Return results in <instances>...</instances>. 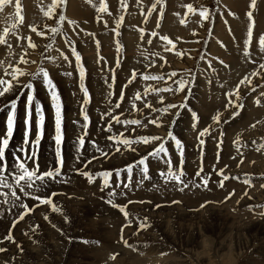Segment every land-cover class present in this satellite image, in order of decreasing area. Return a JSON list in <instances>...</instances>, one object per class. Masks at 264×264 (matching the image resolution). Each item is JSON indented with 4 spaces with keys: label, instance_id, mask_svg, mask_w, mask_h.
I'll return each mask as SVG.
<instances>
[{
    "label": "rangeland",
    "instance_id": "rangeland-1",
    "mask_svg": "<svg viewBox=\"0 0 264 264\" xmlns=\"http://www.w3.org/2000/svg\"><path fill=\"white\" fill-rule=\"evenodd\" d=\"M263 7L0 0V264H264Z\"/></svg>",
    "mask_w": 264,
    "mask_h": 264
},
{
    "label": "bare ground",
    "instance_id": "bare-ground-1",
    "mask_svg": "<svg viewBox=\"0 0 264 264\" xmlns=\"http://www.w3.org/2000/svg\"><path fill=\"white\" fill-rule=\"evenodd\" d=\"M262 1H263V0H262ZM233 3H234V2H233ZM240 3H241V2H240ZM237 5H238V4H237ZM237 5H236V6H237ZM69 6H71V5H69ZM260 7H261V6H260ZM263 9H264V7H263ZM260 10H262V9H260ZM263 11H264V10H263ZM35 12H36V11H35ZM242 14H243V13H242ZM2 15H3V14H2ZM257 15H259V16L261 17V16L263 15V13L259 12V10H258ZM29 16L31 17L30 14H29ZM226 16H227V15H226ZM241 16H242V15H241ZM129 17H130V16H129ZM257 17H258V16H257ZM166 19H167V18H166ZM173 19H174V18H173ZM242 19H243V18H242ZM261 19H262V18H261ZM240 20H241V19H239V21H240ZM130 21H131V20H130ZM172 21L174 22L175 20H172ZM244 21H245V20L243 19V22H244ZM262 22H264V20L261 21L260 23H262ZM257 23H258V22H257ZM244 24H245V23H244ZM257 25H258V24H257ZM243 26H244V25H243ZM258 26H259V25H258ZM260 26H261V25H260ZM254 27H255V26H254ZM215 29H216V28H215ZM218 29H219V28H218ZM263 29H264V28H263ZM227 32H228V31H227ZM237 32H238V31H237ZM241 32H242V31H241ZM132 33H133V32H132ZM218 33L220 34V32H218ZM235 33H236V32H235ZM161 34H162V33H161ZM133 35H134V34H133ZM133 35H132V36H133ZM222 35H223V34H222ZM132 36H131V37H132ZM134 36H135V35H134ZM159 36H160V35H159ZM161 37H162V36H160V38H161ZM221 37H222V36H221ZM132 38H133V37H132ZM160 38L157 39V41L161 42L162 40H160ZM217 38H218V37H217ZM11 39H12V38H11ZM133 39H134V38H133ZM155 39H156V38H155ZM155 39H154V41H156ZM161 39H162V38H161ZM122 40H123V39H122ZM127 40H128V39H127ZM144 40H147V41H148V38H147V39L145 38V39H143L142 41H144ZM14 41H15V40H14ZM129 41H130V40H129ZM136 41H137V40H136ZM139 41H140V40H139ZM139 41H137V42H139ZM147 41H146V42H147ZM154 41H153V42H154ZM227 41H228V40H227ZM11 42H12V41H11ZM131 42L133 43L132 40H131ZM134 42H135V41H134ZM162 42H163V41H162ZM222 42H223V41H222ZM148 43H149V42H148ZM148 43H147V44H148ZM156 43H157V42H156ZM226 43H227V42H226ZM228 43H229V42H228ZM162 44H163V43H162ZM138 45H139V43H138ZM138 45H136V46H137V47H140V46H138ZM156 45L159 46L160 43H159V45H158V44H156ZM156 45H155V43H154V46H155V47H156ZM133 46H134V49L136 50V46H135L134 44H133ZM161 46H162V45H161ZM214 46H215V43L213 42L212 45H211V47H210L209 49L211 50L212 48H214ZM132 48H133V47H132ZM157 48H158V47H157ZM219 48H220V47H219ZM241 49H242V48H241ZM261 49H262V48H261ZM210 50H209V51H210ZM257 50L260 51V49H257ZM83 51H84V50H83ZM128 51H129V50H128ZM128 51H127V52H128ZM216 51H217V50H216ZM223 51H224V50H223ZM259 51H258V53H259ZM226 52H227V51H226ZM223 53H224V52H223ZM254 53H255V52H254ZM5 54H6V51H5ZM211 54H212V53H211ZM225 54H227V53H225ZM6 55H7V54H6ZM214 55H215V54H214ZM231 55H232V54H230V56H231ZM263 55H264V53L261 52L259 56L263 57ZM2 56H3V55H2ZM130 56H131V55H130ZM145 56H146V55H145ZM211 56H212V55H211ZM7 57H8V56H7ZM134 57H135V56H134ZM214 57H215V56H214ZM241 57H242V56H241ZM247 57H249V56H247ZM249 58H250V57H249ZM247 59H248V58H247ZM253 59H254V58H253ZM256 59H257V58H256ZM12 60H13V59H12ZM229 60H230V59H229ZM259 60H261V59H257L256 61L258 62ZM232 61H233V60H232ZM243 61H244V60H243ZM133 63H134V62H133ZM52 64H53V63H52ZM256 64H257V63H255L254 65H256ZM225 67H226V66H225ZM249 67H250V66H249ZM256 67H257V66H256ZM242 68H243V67H242ZM5 69H7V68H5ZM92 69H93V68H92ZM223 70H224V69H223ZM231 70H232V69H231ZM245 70H246V69H245ZM245 70H244V71H245ZM5 71H6V70H5ZM7 71H8V70H7ZM224 71H225V70H224ZM245 73H246V72H245ZM252 73H253V72H252ZM8 74H9V73H8ZM247 74H248V73H247ZM247 74H246V75H247ZM247 76H248V75H247ZM92 81H93V80H92ZM221 82H223V81H221ZM240 82H241V81H240ZM201 83H202V81H201ZM228 83H229V82H228ZM236 83H237V82H236ZM137 84H138V83H137ZM221 84H222V83H221ZM201 85H202V84H201ZM216 85H220V84H217V83H216V84L214 85V83H213V86H210V88L212 89V90H210L211 92L213 91L214 87H217ZM22 86H23V85H22ZM221 86H223V85H221ZM226 86H227V84H226ZM234 86H235V85H234ZM204 87H205V86H204ZM227 87H228V86H227ZM23 88H24V87H23ZM201 88H202V87H200L199 89H201ZM223 88H224V87H223ZM223 88H222V90H223ZM15 89H16V88H15ZM15 89H12V90H10V91L8 90V91L6 92V95H3L2 98L8 101V100H10V99H13L14 97H18L17 95H15ZM202 89H204V88H202ZM206 89H207V87H206ZM208 89H209V88H208ZM218 89H219V88H218ZM231 89H232V88H231ZM261 89H262V88H261ZM195 90H196V89H195ZM204 90H205V89H204ZM222 90H218V91H219V92H222ZM229 90H230V88H229ZM17 91H18V90H17ZM198 91H199V90H198ZM198 91H197V93H198ZM216 91H217V90H216ZM257 91H258V90H257ZM94 92H95V91H94ZM258 92H259V91H258ZM128 93H129V92H128ZM202 93H203L202 96L205 97V92H202ZM206 93H207V92H206ZM212 93H213V92H212ZM198 94H199V93H198ZM198 94H196V95H198ZM162 95H163V94H162ZM200 95H201V94H200ZM218 95H219V94H218ZM151 96H152V95H151ZM198 96H199V95H198ZM216 96H217V92H214V94H212V98H213V97H216ZM156 97H158V96H156ZM199 97H200V96H199ZM154 98H155V95H154ZM150 99H151V97H150ZM152 99H153V98H152ZM156 99H157V98H156ZM202 99H203V98H202ZM153 100H154V99H153ZM164 100H165V99H164ZM164 100H163V101H164ZM156 101H159V100H156ZM198 101H199V100H198ZM201 101L203 102V100H201ZM153 103H154V102H153ZM158 103H159V102H158ZM162 103H163V102H162ZM159 106H160V105H159ZM197 106H198V105H197ZM197 106H196V107H197ZM200 106H201V105H200ZM202 106H203V105H202ZM248 106H249V105H248ZM97 107H98V106H97ZM199 108H200V107H199ZM199 108H198V109H199ZM147 111H148V110H147ZM70 113H71V112H70ZM185 113H186V112L184 111V114H185ZM246 113H247V112H246ZM246 113H245V114H246ZM261 113H262V112H261ZM75 114H76V113H75ZM128 114H129V113H128ZM161 115H162V114H161ZM181 115H182V114H181ZM186 115H187V114H186ZM168 116H169V115H168ZM175 116H176V115H175ZM242 116H243V115H242ZM171 117H172V116H171ZM184 117H185V116H184ZM188 118H189V117H188ZM158 120H159V119H158ZM158 120H157V121H158ZM242 120H243V119H242ZM244 120H245V119H244ZM157 121H156V122H157ZM186 121H188V120H186ZM205 121H206V120H205ZM166 122L169 123V121H166ZM188 122H189V121H188ZM144 123H145V121L142 122V124H144ZM160 123H162V122H160ZM181 123H182V122H181ZM257 123H258V122H257ZM188 124H189V123H187V124L184 125V126H189ZM254 124H255V123H254ZM75 125H76V124H75ZM149 125H150V124H149ZM162 125H163L164 129H167V128L169 129V127H170L169 124L162 123ZM255 125H256V124H255ZM255 125H254V126H255ZM133 126H135V125H132V127H133ZM137 126H138V125H137ZM137 126H136V127H137ZM139 127H141V126H139ZM151 127H152L153 129L156 130V128L153 127L152 125H150V128H151ZM256 127H257V125H256ZM186 128H187V127H186ZM188 128H189V127H188ZM249 128H250V127H249ZM139 129H141V128H139ZM139 129H138L137 132H134V133H136V134H137V133H153V131H154V130H153L152 132H150V129H149V130H147V129H146V130H139ZM184 129H185V128H184ZM130 130H131V129H130ZM188 131H189V129H188ZM257 133H258V132H257ZM186 134H187V133H186ZM189 136H190V134H189ZM189 136H188V138H189ZM184 138H185V137H184ZM190 139H192V138H190ZM106 142H107V141H106ZM110 144H111V143H110ZM110 144L108 143L107 145L111 146ZM89 146H90V145H89ZM67 147H68V146H67ZM107 147H108V146H107ZM68 148H69V147H68ZM74 148H75V147H74ZM109 148H110V147H109ZM74 151H75V150H74ZM84 151H85V150H84ZM250 151H251V150H250ZM77 152H78V151H77ZM80 152H81V151H80ZM87 152H88V150H87ZM252 152H253V150H252ZM68 153H69V152H68ZM82 153H84V152H82ZM90 153H91V152H90ZM86 154H87V153H86ZM128 154H129V153H128ZM249 154H250V153H249ZM125 155H127V154H125ZM247 155H248V154H247ZM44 156H45V155H44ZM80 156H81V155H80ZM82 156H83V155H82ZM84 156H85V155H84ZM88 156H89V154H88ZM88 156H86V157H88ZM258 156H260V155H258ZM68 157H70V155H69ZM78 157H79V155H78ZM89 157H90V156H89ZM43 158H44V157H43ZM74 158H75V157H74ZM81 158H82V157H81ZM67 159H69V158H67ZM82 159H83V158H82ZM74 160H75V159H74ZM77 160H78V158H77ZM96 160H97V159H96ZM248 160H249V159H248ZM78 161H79V160H78ZM76 162H77V161H76ZM98 162H100V161H98ZM262 162H263V161H262ZM72 163H73V162H72ZM110 163H111V162L108 161L107 163H104V164H102L101 166H103V167H108V166H110ZM117 164H119V163H117ZM48 165H49V164H48ZM48 165H47V168H45V169H47V170L49 169ZM69 165H71V164L69 163ZM89 165H90V164H89ZM98 165H99V164H98ZM246 165H247V164H246ZM74 166H75V165H74ZM87 166H88V165H87ZM87 166H86V167H87ZM242 166H243V165H242ZM247 166H248V165H247ZM45 167H46V166H45ZM67 167H69V166H67ZM71 167H72V166H71ZM218 167H219V166H218ZM89 168H90V167H89ZM45 169H44V170H45ZM40 170L42 171L41 168H40ZM47 170H46V171H47ZM48 171H49V170H48ZM70 171H71V170H70ZM42 172H44V171H42ZM226 172H227V171H226ZM45 173H46V172H45ZM72 173H73V172H72ZM35 175H36V174H35ZM67 175H68V174H67ZM72 175H73V174H72ZM58 177H60V176H58ZM61 177H62V176H61ZM215 178H216V177H215ZM47 179H48V178H47ZM64 179H65V178H64ZM68 179H69V178H68ZM76 180H77V179H76ZM80 180H81V179H80ZM77 181H78V180H77ZM77 181H76V182H77ZM0 182H1V180H0ZM13 183H20V182H19V181H16V182H13ZM46 183H47V182H46ZM50 183H51V182H50ZM72 183H73V182H72ZM7 184H9V182H8ZM64 184H65V183H64ZM78 184H79V183H78ZM20 185H23V184L20 183ZM55 185H57V184H55ZM55 185H54V186H55ZM231 185H232V183H231ZM233 185H235V184H233ZM60 186H62V185H60ZM214 186H215V185H214ZM50 187H51V186H50ZM56 187H57V186H56ZM64 187H65V186H64ZM67 187H68V185H67ZM71 187H72V186H71ZM197 187H198V186H197ZM204 187H205V186H204ZM212 187H213V186H212ZM225 187H226V186H225ZM72 188H74V187H72ZM72 188H71V189H72ZM88 188H89V187H88ZM208 188H210V187H208ZM208 188H207V189H208ZM55 189H56V188H55ZM69 189H70V188H68V190H69ZM5 190H6V189H5ZM21 190H22V189H21ZM26 190H27V189H26ZM48 190H49V189H48ZM72 190H73V189H72ZM72 190H71L70 192H72ZM84 190H85V189H84ZM8 191H10V190H8ZM223 191H224V190H223ZM6 192H7V191H6ZM60 192H61V191H60ZM62 192H63V191H62ZM83 192H87V191H83ZM194 192H195V191H194ZM9 193H10V192H9ZM14 193H15V195H16L17 193H20V192L13 190V194H14ZM220 193L223 194V192H220ZM5 194H6V193H5ZM83 194H84V193H81V195H83ZM20 195H21V193L19 194V197H18V195H17V198H18V199H20V197H21ZM59 195H64V193H63V194L60 193ZM79 195H80V194H79ZM201 195H202V194H201ZM22 196H23V195H22ZM86 196H87V194H86ZM221 196H222V195H221ZM221 196L218 197V198H222ZM208 197H209V196H208ZM211 197H212V196H211ZM86 198H87V197H86ZM212 198H214V197H212ZM14 199H15L14 201H16V198H14ZM73 199H74V198H73ZM125 199H127V198H125ZM203 199H204V200H206V199L208 200L209 198H203ZM71 200H72V199H71ZM86 200H87V199H86ZM89 200H90V199H89ZM199 200H200V199H199ZM201 200H202V199H201ZM204 200H203V201H204ZM1 201H2V200H1ZM76 201L80 203V201H78L77 199H76ZM92 202H93V201H92ZM188 202H189V201H188ZM42 203H46V202H42ZM42 203H41V202H36L35 204H33V205L30 207L29 210L32 212L35 208H38V207H40V206H43L44 204L42 205ZM193 203H194V202H193ZM193 203H192V204H193ZM198 203H199V202H198ZM198 203H197V204H198ZM16 204H17V203H16ZM75 204H76V202H75ZM77 204H78V203H77ZM192 204H191V205H192ZM197 204H196V205H197ZM67 205H69V204H67ZM83 205H84V204H83ZM88 205H89V204H88ZM222 205H223V204H222ZM129 206H130V205H129ZM41 208H42V207H41ZM44 208H45V207H44ZM38 209H39V208H38ZM73 209H74V208H73ZM216 209H218V207H216ZM259 209H260V208H259ZM41 210H42V209H41ZM163 210H164V209H163ZM207 210H208V208H207ZM219 210H220V209H219ZM75 211H76V210H75ZM160 211H161V209H160ZM183 211H184V210H183ZM24 212H25V208H24V210H22V211L20 212V214H21L22 216H24V215H25ZM27 212H29V211H27ZM27 212H26V213H27ZM71 212H72V210H71ZM79 212H80V211H79ZM150 212H151V211H150ZM218 212H220V211H218ZM76 213H77V212H76ZM82 214H83V213H82ZM144 214H145V213H144ZM183 214H184V213H183ZM116 215H117V214H116ZM146 215H147V214H146ZM178 215H179V213H178ZM199 215H201V214H199ZM71 216H72V215H71ZM68 217H69V216H68ZM72 217H73V216H72ZM77 218H78V217H77ZM1 219H2V218H1ZM200 219H201V218H200ZM63 220H64V219H63ZM117 222H118V221H117ZM108 223H109V222H108ZM63 224H64V223H63ZM60 225H61V224H60ZM61 226H62V225H61ZM174 226H175V225H174ZM258 227H259V226H258ZM60 228H61V227H60ZM49 232H50V231H49ZM61 232H62V231H61ZM59 233H60V232H59ZM53 235H54V234H53ZM68 235H69V234H68ZM70 235H71V234H70ZM2 236H3V235H2ZM49 236H50V235H49ZM58 236H59V235H58ZM114 236H115V235H114ZM60 237L62 238V235H60ZM65 237H66V234H65ZM61 238H60V239H61ZM170 238H171V237H170ZM63 239H64V238H63ZM57 243H58V242H57ZM111 246H112V245H111ZM202 247H203V246H202ZM42 250H43V249H42ZM56 251H57V250H56ZM42 253H43V252H42ZM133 256H134V255H133ZM154 258H155V257H154Z\"/></svg>",
    "mask_w": 264,
    "mask_h": 264
},
{
    "label": "snow or ice",
    "instance_id": "snow-or-ice-1",
    "mask_svg": "<svg viewBox=\"0 0 264 264\" xmlns=\"http://www.w3.org/2000/svg\"><path fill=\"white\" fill-rule=\"evenodd\" d=\"M30 118H31V107L29 106V111H28V125H30ZM14 123H15V109L12 108V110L9 113V132L8 134L11 135V132L14 129Z\"/></svg>",
    "mask_w": 264,
    "mask_h": 264
}]
</instances>
